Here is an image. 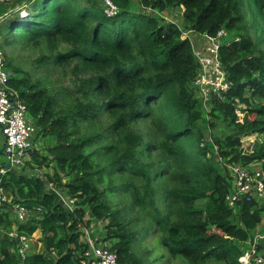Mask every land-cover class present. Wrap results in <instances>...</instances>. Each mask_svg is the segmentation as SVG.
<instances>
[{
	"label": "trees",
	"instance_id": "16d2710c",
	"mask_svg": "<svg viewBox=\"0 0 264 264\" xmlns=\"http://www.w3.org/2000/svg\"><path fill=\"white\" fill-rule=\"evenodd\" d=\"M111 1L114 17L101 0H13L16 19L2 18V50L39 52L38 76L5 60L10 88L50 141L47 155L34 149L25 166L52 173L0 170L12 197L0 207V264H83V230L93 221L105 225L123 264H150L139 245L153 229L163 257L180 264H242L264 201L230 205L237 189L213 155L264 174V139L251 152L243 144L264 136V0H251V9L247 0ZM230 33L235 39L222 42ZM191 34L220 42L214 60L228 89L207 99L196 84L205 68ZM51 68L70 70L72 89L57 86ZM16 204L27 207L26 222ZM37 231L43 252L22 258L20 237Z\"/></svg>",
	"mask_w": 264,
	"mask_h": 264
},
{
	"label": "built area",
	"instance_id": "2783aa9c",
	"mask_svg": "<svg viewBox=\"0 0 264 264\" xmlns=\"http://www.w3.org/2000/svg\"><path fill=\"white\" fill-rule=\"evenodd\" d=\"M101 1L106 5L105 12L108 17L117 15L118 8L111 0ZM224 36H226L225 31L219 33V38ZM210 42L206 54L200 52L201 62L205 70L196 81V84L201 86L205 99H207L211 90L219 93L228 89L224 74L218 62L214 60V55L219 47L216 42H220L217 40H210ZM10 79L11 73L7 69L6 60L0 48V129L5 139V155L9 160L8 164H10V168H13L26 165V162L29 161L28 158H31L30 152L34 150L32 138L36 128L28 116L27 107L21 101L20 95L10 88ZM242 166L244 169H241L235 176L234 184L237 191H233V196L229 198L230 205L244 199L247 201L255 199L258 202H263L264 182L261 177L264 174L257 171L255 175H252L244 165ZM252 166L255 165L252 164ZM7 170V168H4L1 173L6 174ZM54 192L57 193L65 205L73 209L68 202L74 203V201L65 199L64 195L58 190ZM11 202L12 200L7 197L0 187V207ZM15 215L17 220L23 223L28 220L29 211L26 206L18 204L15 206ZM262 229L261 225L255 232L254 246L244 250V254L240 258L242 264H263L264 250L262 251L258 244L259 241L264 240V231L261 233ZM9 236L18 241L17 231L10 233ZM83 242L87 245L83 264H123L119 261L117 253L112 250V245L105 240L104 235H96L90 227L83 230ZM18 246L22 258H25L29 248V238L20 237Z\"/></svg>",
	"mask_w": 264,
	"mask_h": 264
},
{
	"label": "rangeland",
	"instance_id": "374dc122",
	"mask_svg": "<svg viewBox=\"0 0 264 264\" xmlns=\"http://www.w3.org/2000/svg\"><path fill=\"white\" fill-rule=\"evenodd\" d=\"M12 3H13V0H0V17H1L0 18V25H1V21H2L3 17L4 18L6 17V19L7 18L16 19V16L13 14V12L10 13L8 11V8H9V6H11ZM251 3H252L251 0L246 1V7L248 9H251V7H250ZM138 12H140V11H138ZM22 15H24L25 17L28 16V15H26V12H22ZM178 15H179V13L175 14V16H178ZM2 22H4V21H2ZM193 36H194V34L190 35V37H193ZM234 39H235V35L233 33H230L229 36L226 39H224L222 42L229 43V42H232ZM210 44H211L210 40L206 39L204 45L200 47L203 54H206V50L208 49ZM216 44L220 45V43H217V42H216ZM2 47L4 48V50H3L4 58H5V55L7 54V59L9 57V59L11 61H13L15 65L22 68L23 70H29L30 72H32L36 76L41 74V71L38 72V70H40V69L37 70V68L35 69V67H34L35 66L34 60L38 57V54H39V52L37 50H35L33 48L24 50V49H22L21 46H13V45H10L9 47H7V46H2ZM64 72H65L64 70L59 69V68L54 69V71L51 68V71H49L50 78L57 86L63 85L64 87H68V88L72 89L71 71L66 70V72L65 73ZM35 128H36V132L32 138V147H33V149H38L39 150L38 152L44 153V155H47L46 146L49 144L50 141L48 138L41 137L40 132H39L41 130L39 127H36V125H35ZM257 138L260 140H263L264 136L253 135V136H249V137H246L243 139L244 148L247 152L252 151L251 146H252L253 142L257 140ZM213 156H214V161L220 165L222 171H225V169H226L228 174L230 175L231 179L233 178V182H235L236 173H238L241 169H244V167L241 164H237L234 166H232L230 164L225 165L226 164L225 160L224 159L222 160L217 155L216 151L214 152ZM28 159H29V161L32 160V158H30V157ZM0 161H3L0 163V170H2V169H4L3 164L8 165L9 160L7 158V161H6L5 157L0 155ZM257 166H258V164H257ZM12 169L17 170V171L18 170L24 171V172L31 174L32 176H35L38 178L42 177V175H44L47 172L52 173V167H50L48 169L43 168V169H37V170L33 171V170H30L29 168H27V166H25V164L21 167H13ZM48 187L51 191H57V189H58L55 186H53L52 184L48 185ZM58 190L62 191L61 189H58ZM118 197H117V199H118ZM123 203L128 204L127 202H123ZM123 207L125 209L126 217H130V213H129L128 208H126L124 206V204H123ZM233 221L237 223L238 218L234 217ZM263 224H264V218H263ZM104 227H105V225L103 223L99 224V223L93 221V224L91 225L90 229H91V231L96 233V235L103 236L104 235ZM263 229H264V225H263ZM0 232H2V231H0ZM36 236L37 237L35 239V243L32 245L31 252L42 253L43 250L39 248V242L41 241V236H40V234H38ZM34 237H35V235H34ZM158 237H159L158 233L156 232L155 229H153L152 232L147 237H145L144 239L141 240L142 245L141 244L139 245V247L141 248V251H140L141 254L142 255H148V257L150 256V258H149L150 264H180V263H182L181 259L175 260L172 257H170V258L168 256L163 257V255H166V250L159 245ZM139 242H140V238H139ZM109 243H111V242L109 241ZM243 249H244V247H243ZM152 250H153V253H152Z\"/></svg>",
	"mask_w": 264,
	"mask_h": 264
},
{
	"label": "crops",
	"instance_id": "0c3cea01",
	"mask_svg": "<svg viewBox=\"0 0 264 264\" xmlns=\"http://www.w3.org/2000/svg\"><path fill=\"white\" fill-rule=\"evenodd\" d=\"M195 36V37H194ZM193 37H191V40H192V42H193V44L197 47V48H200L201 46H203L204 45V43H205V41H206V38H203V37H200V36H196V35H194ZM0 155H2V156H4L5 157V159H6V161H7V157H6V155H5V139H4V137H3V135H2V132H1V129H0ZM1 162H3V161H0V163ZM3 191H4V193L7 195V197L8 198H11V200H12V197H10V196H8V194H7V192L3 189V188H1ZM67 197L65 196V199H66ZM67 200H68V198H67ZM68 204L73 208V204L74 203H72V202H68ZM16 205H18V204H16ZM67 206V208H69L68 207V205H66ZM70 209V208H69ZM71 210V209H70ZM73 210V209H72ZM97 223H99V224H102V223H100V222H97ZM93 224V223H92ZM263 225L264 224H262V227H263ZM91 227V226H90ZM13 231H15V229H13ZM263 229H262V232L261 233H263ZM38 234H40V236H41V239H42V233H41V231H37L34 235H35V237H34V235L31 237V238H29V248H28V251H27V253H26V257L30 254V253H32V254H34L35 252H31V250H32V245L35 243V239H36V235H38ZM10 237V236H9ZM11 239H13V238H11ZM13 240H15V239H13ZM16 241V240H15ZM32 241V242H31ZM82 241H83V237H82ZM258 244L259 245H262V247L264 248V240H261V241H259L258 242ZM39 248L40 249H44V242H42V241H40L39 242ZM261 248V247H260ZM261 250L263 251V249L261 248ZM1 257V256H0Z\"/></svg>",
	"mask_w": 264,
	"mask_h": 264
},
{
	"label": "water",
	"instance_id": "95a60500",
	"mask_svg": "<svg viewBox=\"0 0 264 264\" xmlns=\"http://www.w3.org/2000/svg\"><path fill=\"white\" fill-rule=\"evenodd\" d=\"M7 168L10 169V164L7 165Z\"/></svg>",
	"mask_w": 264,
	"mask_h": 264
},
{
	"label": "bare ground",
	"instance_id": "6f19581e",
	"mask_svg": "<svg viewBox=\"0 0 264 264\" xmlns=\"http://www.w3.org/2000/svg\"><path fill=\"white\" fill-rule=\"evenodd\" d=\"M2 52H3V50H2Z\"/></svg>",
	"mask_w": 264,
	"mask_h": 264
}]
</instances>
